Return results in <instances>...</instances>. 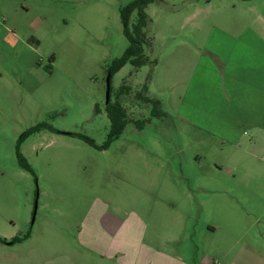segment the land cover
Segmentation results:
<instances>
[{
	"label": "rangeland",
	"instance_id": "rangeland-1",
	"mask_svg": "<svg viewBox=\"0 0 264 264\" xmlns=\"http://www.w3.org/2000/svg\"><path fill=\"white\" fill-rule=\"evenodd\" d=\"M134 1L0 0V264H104L79 237L98 199L118 219L163 203L165 250L185 264H236L264 230L254 214L264 182L248 185L247 157L175 115L207 34L264 23V0L150 4L143 49L155 64L110 76L109 101L131 123L100 150L82 138L108 142L107 70L129 47L120 11Z\"/></svg>",
	"mask_w": 264,
	"mask_h": 264
},
{
	"label": "crops",
	"instance_id": "crops-1",
	"mask_svg": "<svg viewBox=\"0 0 264 264\" xmlns=\"http://www.w3.org/2000/svg\"><path fill=\"white\" fill-rule=\"evenodd\" d=\"M232 30L236 32L216 28L207 34L175 115L196 134L246 156L256 180L248 185L256 187L264 182V23ZM258 200L261 206L254 214L264 225L262 193ZM160 204L148 209L146 218L131 210L118 219L110 215V204L98 199L79 230L81 246L104 264H185L181 255L165 250L173 241L158 229L156 220L165 209ZM208 232L214 234L215 228ZM241 249L236 264H264V230L254 234L251 252L244 245Z\"/></svg>",
	"mask_w": 264,
	"mask_h": 264
},
{
	"label": "trees",
	"instance_id": "trees-1",
	"mask_svg": "<svg viewBox=\"0 0 264 264\" xmlns=\"http://www.w3.org/2000/svg\"><path fill=\"white\" fill-rule=\"evenodd\" d=\"M160 0H135L127 7L122 8L120 11L121 23L124 28V34L129 41V47L126 53L120 59L115 60L111 66L108 67L107 73L112 76L116 72H118L121 68L125 65L130 64L136 69H139L146 65H154L155 62L149 60V58L144 54V45H147V39L144 33V29L151 23V19L146 13V8ZM136 14V21L134 24L130 25V19L133 14ZM144 91L147 90V87L144 86L142 88ZM144 103L148 104L151 103L149 98H143ZM156 103V102H155ZM105 111L110 122V135L108 142L101 147H97L93 140L83 137L89 145L96 147L100 150H105L109 147L110 143L116 139H118L121 134L123 133L127 124H130L131 121L127 118V114L123 106L119 102L112 103L109 101L105 106ZM154 113V112H152ZM155 115L156 112L154 113ZM137 126H140L141 122L136 121L134 122ZM42 125H37L28 132H26L22 137L21 140L24 139L27 135L39 130ZM19 165L22 169L29 172L30 168L25 162V159L20 155L17 154ZM19 239H12L11 242L14 243ZM8 241L7 239L0 238V244H6Z\"/></svg>",
	"mask_w": 264,
	"mask_h": 264
},
{
	"label": "water",
	"instance_id": "water-1",
	"mask_svg": "<svg viewBox=\"0 0 264 264\" xmlns=\"http://www.w3.org/2000/svg\"><path fill=\"white\" fill-rule=\"evenodd\" d=\"M105 87H106V100H105V104H107L109 102V95H110V74L109 73H108V75L106 77ZM35 211H36V207L34 209V215H35ZM34 215H33L32 222L34 220Z\"/></svg>",
	"mask_w": 264,
	"mask_h": 264
}]
</instances>
